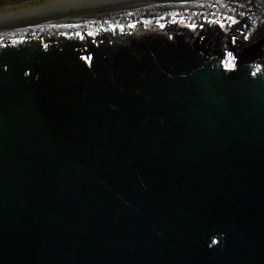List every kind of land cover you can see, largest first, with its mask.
Returning <instances> with one entry per match:
<instances>
[{
  "label": "water",
  "instance_id": "water-1",
  "mask_svg": "<svg viewBox=\"0 0 264 264\" xmlns=\"http://www.w3.org/2000/svg\"><path fill=\"white\" fill-rule=\"evenodd\" d=\"M0 264H264V0L0 18Z\"/></svg>",
  "mask_w": 264,
  "mask_h": 264
},
{
  "label": "bare ground",
  "instance_id": "bare-ground-1",
  "mask_svg": "<svg viewBox=\"0 0 264 264\" xmlns=\"http://www.w3.org/2000/svg\"><path fill=\"white\" fill-rule=\"evenodd\" d=\"M78 1H88V0H53V1H48V2L42 3L40 5H33V6L26 7L23 9H19L16 11L0 14V18L30 13V12H35V11H40V10H45V9H50V8H52V5H67V4L75 3Z\"/></svg>",
  "mask_w": 264,
  "mask_h": 264
},
{
  "label": "rangeland",
  "instance_id": "rangeland-1",
  "mask_svg": "<svg viewBox=\"0 0 264 264\" xmlns=\"http://www.w3.org/2000/svg\"><path fill=\"white\" fill-rule=\"evenodd\" d=\"M48 1H53V0H34V1L30 2V3L27 4V5H22V6L19 7V8H14V7H16V4H9V5H8V8H9V9H8V10L0 11V14H4L3 12L7 13V12L16 11V10H19V9H23V8H26V7L33 6V5H40V4L45 3V2H48ZM84 2H85V1H84ZM54 6H59V7H60V5H52V7H54ZM63 6H65V5H63ZM0 8H1V7H0Z\"/></svg>",
  "mask_w": 264,
  "mask_h": 264
},
{
  "label": "flooded vegetation",
  "instance_id": "flooded-vegetation-1",
  "mask_svg": "<svg viewBox=\"0 0 264 264\" xmlns=\"http://www.w3.org/2000/svg\"><path fill=\"white\" fill-rule=\"evenodd\" d=\"M20 1L22 2L24 0H0V7H8L9 4H16L17 5V3H19ZM88 1H92V0H88ZM82 2H84V1H78V2H75V3H71V4L82 3ZM85 2H87V1H85ZM71 4H67V5H71ZM61 6H63V5H60V7ZM56 7H59V6H54L52 8H56Z\"/></svg>",
  "mask_w": 264,
  "mask_h": 264
},
{
  "label": "trees",
  "instance_id": "trees-1",
  "mask_svg": "<svg viewBox=\"0 0 264 264\" xmlns=\"http://www.w3.org/2000/svg\"><path fill=\"white\" fill-rule=\"evenodd\" d=\"M32 1H34V0H24V1H20L19 3H17V5H16V7H14V8H19V7H21L22 5H27V4H29L30 2H32ZM9 8L8 7H1L0 8V11H3V10H8Z\"/></svg>",
  "mask_w": 264,
  "mask_h": 264
}]
</instances>
